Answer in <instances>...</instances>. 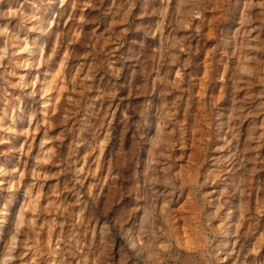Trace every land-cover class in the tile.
<instances>
[{
    "label": "rangeland",
    "instance_id": "obj_1",
    "mask_svg": "<svg viewBox=\"0 0 264 264\" xmlns=\"http://www.w3.org/2000/svg\"><path fill=\"white\" fill-rule=\"evenodd\" d=\"M3 253L264 264V0H0Z\"/></svg>",
    "mask_w": 264,
    "mask_h": 264
},
{
    "label": "bare ground",
    "instance_id": "obj_2",
    "mask_svg": "<svg viewBox=\"0 0 264 264\" xmlns=\"http://www.w3.org/2000/svg\"><path fill=\"white\" fill-rule=\"evenodd\" d=\"M20 212L9 214L12 225L14 226V229L16 231V227L20 224ZM9 237L11 240L14 239L13 233L9 234ZM9 255L7 253H3L1 255L0 264H10V261L8 259Z\"/></svg>",
    "mask_w": 264,
    "mask_h": 264
}]
</instances>
